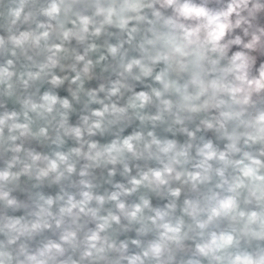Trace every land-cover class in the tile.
Instances as JSON below:
<instances>
[{"label":"clouds","instance_id":"obj_1","mask_svg":"<svg viewBox=\"0 0 264 264\" xmlns=\"http://www.w3.org/2000/svg\"><path fill=\"white\" fill-rule=\"evenodd\" d=\"M0 264H264V0H0Z\"/></svg>","mask_w":264,"mask_h":264}]
</instances>
